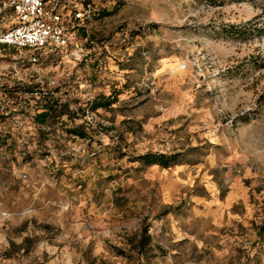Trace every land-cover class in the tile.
<instances>
[{"label":"rangeland","instance_id":"374dc122","mask_svg":"<svg viewBox=\"0 0 264 264\" xmlns=\"http://www.w3.org/2000/svg\"><path fill=\"white\" fill-rule=\"evenodd\" d=\"M89 1L90 62L0 50V264H264V0Z\"/></svg>","mask_w":264,"mask_h":264},{"label":"built area","instance_id":"2783aa9c","mask_svg":"<svg viewBox=\"0 0 264 264\" xmlns=\"http://www.w3.org/2000/svg\"><path fill=\"white\" fill-rule=\"evenodd\" d=\"M92 4L89 0H0V47L33 51L57 46L73 56L70 36L80 28L87 31ZM7 14L15 17L13 25L7 26Z\"/></svg>","mask_w":264,"mask_h":264},{"label":"trees","instance_id":"16d2710c","mask_svg":"<svg viewBox=\"0 0 264 264\" xmlns=\"http://www.w3.org/2000/svg\"><path fill=\"white\" fill-rule=\"evenodd\" d=\"M114 13L113 11H105V10H96L92 4V14L93 18H104L107 16H110ZM7 26L13 25L15 22V17L12 16V14H7L6 16ZM71 40L73 42V47L78 48V43H82L83 46H85V54H83V49L79 48L77 51L80 61H84L85 63H88L91 61V58L93 57L92 53H90V40L88 36V32L85 30V28H80L71 34ZM82 46V45H81ZM82 46V47H83ZM84 48V47H83ZM1 51L5 50H13L15 52L21 53L26 52L29 53V58L32 61L35 59V62L40 59V55L42 53H50L55 54L58 52H66V50L63 47H57V46H46L42 49L37 50H27V49H21V50H14L12 48L8 47H0ZM98 62V59L95 60ZM113 102L110 100V97L100 96L99 98H96L93 101L92 109H106L110 107V105ZM62 106H59L57 102H45L43 105L37 106L34 111L33 121L34 123L38 125H45L50 119H53L54 117H59L63 115V112L61 111ZM69 135L79 138H86V134H84L83 129L81 127H74L71 129L65 130ZM133 161H137L141 163L144 166H151V165H159L162 168L170 167L172 164H176L178 162V156L177 155H164V154H145L143 156L136 157ZM150 238L148 235V230L146 228L142 229L140 232V238L138 241V246L144 247L146 244H149Z\"/></svg>","mask_w":264,"mask_h":264}]
</instances>
